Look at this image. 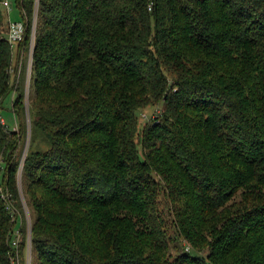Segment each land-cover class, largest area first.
I'll use <instances>...</instances> for the list:
<instances>
[{"label": "trees", "instance_id": "16d2710c", "mask_svg": "<svg viewBox=\"0 0 264 264\" xmlns=\"http://www.w3.org/2000/svg\"><path fill=\"white\" fill-rule=\"evenodd\" d=\"M35 3L17 0L21 21L0 10V110L16 92L21 128L0 114V264L15 233L22 255L27 242L13 66ZM34 40L32 145L46 147H30L22 185L36 264H264V0H39Z\"/></svg>", "mask_w": 264, "mask_h": 264}, {"label": "rangeland", "instance_id": "374dc122", "mask_svg": "<svg viewBox=\"0 0 264 264\" xmlns=\"http://www.w3.org/2000/svg\"><path fill=\"white\" fill-rule=\"evenodd\" d=\"M10 3V18L12 21H21L22 15L20 10L18 9L17 0H8ZM39 4L35 3V10L38 8ZM0 10L4 13L6 17V10L3 6H0ZM34 15V14H33ZM8 17V16H7ZM6 17V18H7ZM34 18V16H33ZM27 20V17L25 18ZM6 30V28H5ZM29 54L22 53L21 55H15L14 59V70H13V76H16V82L17 86L24 85V92H25V111H26V117L25 122L27 125L26 132L27 134L24 136V138L21 141V144L17 146V150L15 155L18 156L19 154V172H18V188L20 193V201L22 204V212L15 211L17 217H18V225L16 227L17 230H19L18 227L20 225L27 226V242H26V248L24 251V254L22 255V252L20 251L22 243H23V236H21L20 233H15V239L13 240V248L15 249L14 255L12 257V264H36V259L33 256L32 253V247H31V225H32V219H33V213L31 212L30 208L28 207V204L26 202V199L23 194V185H22V173H23V163L25 160V157L27 153L29 152L30 147H33L34 149L37 147L44 148L46 147L45 144L42 142L41 137L38 138L36 143L32 145V122L30 119V99L32 95V88H31V80L29 83L28 75H27V69H28V61H29ZM17 97L16 92H12L9 97L6 99V101L3 104L2 108V114L1 119L5 122L9 130L16 131L17 136H20L21 134V128L18 127V118L12 112V101ZM161 108L159 105L150 106L147 109L143 110L141 113H139L140 119H139V131L140 134L143 131V127L145 124L152 123L154 119H156L160 114ZM19 147V148H18ZM2 170L0 169V177L2 174ZM0 190L2 188L0 187ZM164 204V201H162ZM13 207V205H12ZM14 208V207H13ZM16 210V209H15ZM22 225V226H23ZM189 245H186L187 249L186 251H191V248H188ZM22 250V249H21ZM176 249H173V254H175Z\"/></svg>", "mask_w": 264, "mask_h": 264}, {"label": "built area", "instance_id": "2783aa9c", "mask_svg": "<svg viewBox=\"0 0 264 264\" xmlns=\"http://www.w3.org/2000/svg\"><path fill=\"white\" fill-rule=\"evenodd\" d=\"M36 4H39V0H36ZM3 5L6 8V10L10 11L9 1H4ZM150 10H152V7H150ZM37 19H38V8L34 11L32 41L30 45V50L28 52L29 58H30L28 61L29 63H28V69H27L29 83H30L31 76H32V60H33V52H34V43H35L34 39H35V32H36V26H37ZM26 30L27 28L23 22H11L10 28H9L10 42L13 45H18L24 42ZM0 114H1V110H0ZM2 123H4V121Z\"/></svg>", "mask_w": 264, "mask_h": 264}]
</instances>
